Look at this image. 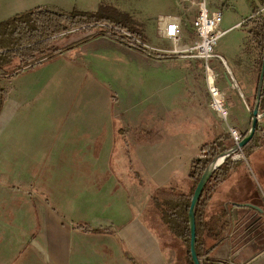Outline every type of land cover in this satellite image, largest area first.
I'll use <instances>...</instances> for the list:
<instances>
[{"label":"crops","instance_id":"1","mask_svg":"<svg viewBox=\"0 0 264 264\" xmlns=\"http://www.w3.org/2000/svg\"><path fill=\"white\" fill-rule=\"evenodd\" d=\"M151 1V8L144 4L142 32L145 39L147 35L149 39L159 40L157 34L162 37L167 18L174 17L180 26V43H191L196 4L191 0ZM38 2L0 0V14L3 10L15 14L38 6ZM206 8L222 11L220 29L224 31L209 60L218 75L216 84L224 99L227 119L220 133L213 135L215 140L227 132V125L246 132L254 112L264 111L261 109L264 101L260 95L255 108L258 48L247 26L243 25L246 19L254 20L258 15H252L250 0H206ZM258 13L264 19V7H260ZM100 36L105 35L84 34L72 47L40 67L39 73L27 72L32 79L31 88L46 82L54 90L52 96L58 97L54 115L49 120L57 139L37 150L42 153L41 157L32 156L31 164L28 158L23 162L21 155L11 151L19 147L20 136L16 132H0V152L5 151L4 161L16 168L1 166L0 162L1 168L6 170L0 176V264H130L127 256L143 264H171L168 250L160 242V233H156L160 232V221L150 204V195L158 188L170 186L186 190L192 160L199 156L203 144L213 140L193 142L190 132H162L160 128L166 131L168 127L160 124L158 130L142 129L153 130L157 138L152 141L138 138L148 149L139 171L134 170L132 161H126L125 155L122 157L124 146L131 147L126 139L123 147H117L119 154L113 156L112 138L118 119L113 111L120 102L119 88L109 87L112 106L106 113L109 104L102 95L103 85L95 81L92 73L95 69L85 57L91 55L84 54L79 61L77 59L79 63L65 59L71 58L66 55L67 51L83 50ZM163 42L164 48H159L170 50L171 42L165 39ZM135 50L146 57L144 52ZM174 53L177 55L160 56L158 65L144 67L143 73L148 79L155 77L158 81H146L142 96L156 100L160 121H201L196 126L203 129L209 117L219 116L210 109L205 83L199 81L202 60L193 54ZM172 57L190 63L195 61L198 65L176 66L171 62ZM263 86L264 77L261 89ZM73 88L78 90L76 97H71ZM4 89L9 103L8 91ZM110 89L115 93V101L110 98ZM5 104L0 117L6 125L17 121L20 109L18 112ZM257 125L264 128V118L259 119ZM258 133L256 130L255 134ZM71 139H77L76 143H71ZM61 140H65V144H59ZM150 149L155 151L150 152ZM8 156L9 161H6ZM22 163L30 168H22ZM19 168V180L17 173L14 177L9 175L10 170ZM144 178L148 179L149 188ZM235 204L230 207L226 239L213 254L232 264H264V210ZM148 215L152 222L147 219ZM76 223L106 232H83L73 228ZM163 235L166 236L164 227Z\"/></svg>","mask_w":264,"mask_h":264},{"label":"rangeland","instance_id":"2","mask_svg":"<svg viewBox=\"0 0 264 264\" xmlns=\"http://www.w3.org/2000/svg\"><path fill=\"white\" fill-rule=\"evenodd\" d=\"M99 2L102 4H110L113 7L129 12L140 22L142 30L145 19L144 4L145 6L147 4L149 8L153 7V2H149V0H39L38 5L50 3L49 5L64 10L78 8L81 10L93 11L99 6ZM11 13L12 12L10 10H3L0 14V19L2 20L13 15ZM90 33H96V30L86 33L74 32L67 36H61L54 42V45L67 49V47H72L70 46L71 44L73 45L78 42V38H80V36ZM157 37L159 40H153L149 39L146 35L147 40L144 42L153 48H164V46L161 45L164 44L163 37L158 34ZM72 39L74 40L70 41ZM117 42V40L108 36H100L94 41L91 40L86 47H83V50L75 48L73 51H67L66 55L71 58H65L67 60L73 59L74 62H78L84 54L91 55H87L85 57L91 61L89 64L91 65L92 63L93 68L95 69V72H92L94 74L93 77L95 78V81L103 85L102 95L109 104L106 105V113H108V109L112 106L108 97L109 87L113 86L115 89L119 88L120 102L116 106L115 111H113L115 117L119 119H117L116 126L114 127L115 134H113L112 138V145H114V151L112 153L113 156H117L119 154L120 151L118 152L119 148L117 147H123L126 139L131 147L128 145L124 146L125 150L123 151H125V153L122 157L125 155L126 161H132L135 165L134 170L139 171V164L140 166L142 165L141 161H143V154L144 152H148L146 145L138 140L139 136L144 133L142 129L145 127H152L153 129L158 130V126L160 124L163 126L167 124V130L164 131V129L160 128V131L179 133L190 132L192 134V138L194 136L193 142L198 140L200 141L202 139H208V141H211L213 140V135L220 133L221 125H226L227 119L222 120L220 118L215 119L209 117V121H207V125L203 129L196 126L197 124H201V121L196 122L186 120L177 123L174 121H160L157 117V110L155 109L157 108V103L155 104L156 100H154L153 97L147 98L142 96V88L145 86V82L149 80L143 73L144 67H147L148 64L152 67L158 65V59H162V57L166 58L168 55H177L176 53L173 52L163 54L162 52L156 53L150 50V52H144L146 54V57H144L137 53L134 47ZM94 44H96L97 47ZM172 48L173 46H171V49ZM64 52L65 51L62 53ZM171 62L176 66L192 65L194 67L198 65L195 61H192L191 63L185 62L183 59L178 57H172ZM39 69L40 67H34L28 73H39L41 70ZM199 70V81L203 82V72L201 68H199ZM28 73H24L20 77L2 79L0 81V84L7 89L10 97L9 103L7 101L5 104L7 108L13 106L14 109L18 110V112L20 109V115L15 122L12 121L5 125L1 120L3 117H0V132H16L20 136L19 147L16 146V148L11 151L21 155L23 162L27 158L30 159L31 164L32 156H42V153L37 152L39 148H45L50 142L57 139V132H52V129L50 128L51 121L49 120L50 118L52 119L51 116L54 115V111L58 104V97L56 94L55 97L52 96V91L54 90L50 89L51 86L48 87L46 82H44L45 85L37 84L38 87L31 88L30 83L32 79H30V75ZM42 74L44 75V73ZM150 80L151 82L154 80V83L158 81L155 77L150 78ZM16 82L17 85H15ZM132 84H134L135 87L132 86ZM81 87L82 86H80V88ZM75 89L76 88H73L71 90V97L77 96L78 90ZM149 99L150 103L148 104ZM74 141L76 143L77 139H74ZM74 141L71 139V143ZM65 142V140H61L59 144H65ZM153 144L155 145L157 143ZM147 146H149V144H147ZM151 151L153 152L155 150L150 149V152ZM201 155L202 153L200 152L198 157ZM4 156L5 151L0 152V162H2L1 166L6 165L15 168L12 163H6L4 161ZM9 157L10 156L6 158V161H9ZM241 160L243 161L240 162L241 164L238 165L231 176L219 186V189L215 192L213 200H230L234 203L246 204L256 208L260 207L259 209H261L264 206V145L251 151H245L244 159L242 158ZM22 165V168H30L27 167L28 164L26 163H22ZM1 166L0 176H3L6 170L1 168ZM10 172L11 173L9 175L13 177L15 176L14 174L17 173V180L21 177L19 176L20 168L15 171L10 170ZM144 179L146 181V188H149L150 183L148 182V179ZM18 184L19 182H17L16 185ZM146 217L150 222L153 221L150 215ZM159 228L160 232L156 233H160V242L168 250V256L169 258L171 257V264H173L174 259H176L179 255L182 247L176 239L167 233V231L166 236L163 235V225L160 223ZM258 260L262 261L263 259H257L256 261Z\"/></svg>","mask_w":264,"mask_h":264},{"label":"trees","instance_id":"3","mask_svg":"<svg viewBox=\"0 0 264 264\" xmlns=\"http://www.w3.org/2000/svg\"><path fill=\"white\" fill-rule=\"evenodd\" d=\"M250 5L252 15H258L254 20L246 19L243 25L247 26L251 40L258 48L256 65L258 81L264 53V19L258 12L260 7H264V0H250ZM92 30L144 52L141 45L136 42L146 41L141 24L125 10L101 2L93 11L78 8L64 10L51 5H38L0 20V81L18 77L34 67H43L59 56L66 48L55 46L54 42L61 36ZM110 98L112 101L116 100L112 89ZM6 100V90L0 84V111ZM261 101H264V86L261 89ZM261 109L264 110V104L261 105ZM143 132L139 136L140 140L152 141L157 138L156 132L151 129H145ZM244 135L245 132H242V137ZM263 136L261 133L254 134L243 147L242 154L245 156V151L264 145ZM233 144L234 141L228 132L203 144L200 150L201 153L204 151V154L191 162L189 185L186 190L170 186L158 188L151 193L150 204L156 210L160 224L182 247L173 264H193L189 249L188 221L192 194L209 161ZM239 161L243 160L228 158L208 178L199 195L194 211L195 252L199 264H232L216 258L213 251L226 239L230 229V207L236 204L230 200L214 201L213 197L218 187L236 170ZM262 209L264 210V206ZM73 228L83 232H106L103 229H92L84 223H76ZM127 259L130 264H143L129 256Z\"/></svg>","mask_w":264,"mask_h":264},{"label":"built area","instance_id":"4","mask_svg":"<svg viewBox=\"0 0 264 264\" xmlns=\"http://www.w3.org/2000/svg\"><path fill=\"white\" fill-rule=\"evenodd\" d=\"M191 2L197 6V13L192 21L193 40L191 43H180V26L174 17L167 18L164 30L162 31L163 39L170 41L173 46L171 50L153 48L146 43H141L139 40H136V42L141 45L144 52L152 50L156 53L177 52L198 56L202 60L203 78L209 95V107L217 112L220 119L226 120L224 99L216 84L218 75L209 63L214 47L224 33L220 29L222 11L219 9L209 11L206 8V0H191ZM256 130L264 135V128L262 126L257 125ZM227 132L234 143L238 142L242 137V132L236 127L228 125ZM202 154H204V151ZM232 158V160H241L244 158V155L240 152Z\"/></svg>","mask_w":264,"mask_h":264},{"label":"water","instance_id":"5","mask_svg":"<svg viewBox=\"0 0 264 264\" xmlns=\"http://www.w3.org/2000/svg\"><path fill=\"white\" fill-rule=\"evenodd\" d=\"M264 77V53H263V61L261 65V70L259 74L258 79V86L255 96V108H257L260 95H261V86L263 82ZM228 82L230 83L229 77H227ZM256 110V109H255ZM257 111V110H256ZM256 111L254 112L253 117L251 118L250 125L248 130L245 132L244 137H242L238 142L234 143L232 146L227 148L226 150L220 152L216 156H214L209 163L204 168L195 188L192 194L190 206H189V212H188V221H189V230H190V242H189V249H190V255L191 259L193 261V264H199V261L196 256L195 252V220H194V211L195 207L199 198V195L201 193V190L205 183L207 182L208 178L214 173L216 169H218L228 158L231 160L232 157L242 152L243 147L250 141V139L254 136L258 120L261 118H264V111L261 114H256ZM263 142H264V136H263ZM244 159V158H243ZM238 205H245L246 204H238ZM252 207V206H250ZM256 208V207H253Z\"/></svg>","mask_w":264,"mask_h":264}]
</instances>
